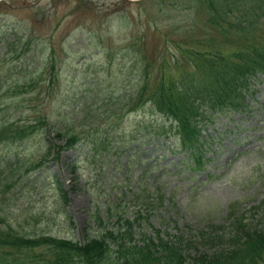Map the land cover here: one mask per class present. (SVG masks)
Masks as SVG:
<instances>
[{
  "label": "rangeland",
  "instance_id": "obj_1",
  "mask_svg": "<svg viewBox=\"0 0 264 264\" xmlns=\"http://www.w3.org/2000/svg\"><path fill=\"white\" fill-rule=\"evenodd\" d=\"M155 1L160 0H0L1 119L30 123L42 109L55 120L63 118L64 126L80 125L85 94L92 114L108 110L106 98L119 101L130 90L125 79L137 74L121 68L122 54L133 52L128 47L132 36H143V27L150 25L146 44L139 42V51L153 52L154 59H160L165 49L177 52L171 43L155 39L154 26L166 28L180 22L189 10L173 11L170 4ZM11 32L17 34L7 48L6 36ZM28 33L32 43L26 40ZM109 46L114 54L111 61L106 52ZM255 80L246 108L224 110L206 121L201 169L191 168L190 154L180 150L174 135L158 129L165 120L147 108L127 114L122 127L112 130L108 122L97 131L90 128L91 123L82 126L77 132L84 138L78 145L63 151L58 159L49 156L40 169L16 170L18 158L37 160L45 154L40 136L13 142L0 163L3 167L11 163L15 169L12 192L7 194L12 195L14 227L79 242L106 228L130 229L138 243L154 234L156 227L165 237L185 234L183 253L188 255L187 262L197 263L198 250L204 249L194 242L199 239L197 230L209 232L211 224L219 226L213 234H229L231 210L250 217L254 205L264 199V74ZM89 84L98 95V107L90 105ZM19 89L29 92L11 99ZM90 131L96 136L93 141L87 136ZM5 146L0 144V155ZM63 191L70 197L68 204ZM161 192L165 200L157 205L155 197ZM126 218L130 224L124 223ZM255 218L257 224H264V218ZM190 237L194 241L186 239Z\"/></svg>",
  "mask_w": 264,
  "mask_h": 264
},
{
  "label": "trees",
  "instance_id": "obj_2",
  "mask_svg": "<svg viewBox=\"0 0 264 264\" xmlns=\"http://www.w3.org/2000/svg\"><path fill=\"white\" fill-rule=\"evenodd\" d=\"M168 1L155 2L160 5L166 2L177 12L189 10V15L179 20L182 23L177 20L166 28L155 23L153 33L158 42L171 43L177 52L172 54L165 49L160 59H154L153 52L139 51V42L146 44L151 28L150 25L143 27L144 35L138 38L132 36L128 45L133 52L126 51L121 56L125 63L121 59L122 70L131 69L137 74H130L125 79L126 82L129 80L127 85L130 90L123 92L119 101H114L113 96L106 98L105 105L110 107L105 111L106 115L100 111L92 114L85 94L81 126L76 123L64 126L63 118L55 120L42 109L30 123L23 119L2 120L0 117V144L6 145L1 148L0 159L12 150L13 142L40 136L45 154L37 160L18 158L16 170L42 168L49 156L58 159L64 150L78 145L84 138L77 132L79 128L91 123L90 128L97 131L105 122H108L110 130L119 128L127 114L147 108L153 115L165 120L166 123L158 125V129L167 136L174 135L180 150L190 154L194 163L191 168L201 169L206 155V121L214 120L215 115L224 110L246 108V100L254 91V79L264 73V0ZM10 34L6 36L7 48L17 33ZM26 40L33 42L30 33ZM106 52L107 59L111 61L114 54L110 46ZM89 67L87 64V70ZM89 87L87 92L92 93L91 84ZM28 92L19 89L10 97L15 99L16 95ZM97 96V93H92L91 106L98 107L100 101ZM87 136L92 141L96 137L91 131ZM63 139L66 141L59 142ZM95 143L98 145L97 141ZM18 156L19 153H16ZM14 170L11 163L5 167L0 163V264H190L181 244L186 235L165 237L162 230L156 227L155 235H148L139 243L130 229L116 231L106 228L103 232L87 235L83 242L51 233L18 230L10 219L14 209L9 201L12 195H7L10 190L12 192ZM7 179L13 181L8 182ZM60 189L63 190L61 185ZM67 194L63 191L65 204L70 200ZM164 198L163 192L158 194L155 197L157 205H163ZM254 208L256 210L250 217L238 214L234 208L231 210L233 228L229 234L222 230L220 234L217 231L213 234L214 228L219 226L210 224L209 232L197 230L199 239L186 238L204 248L198 250L199 259L194 263L264 264V224H257L255 218V215L264 218V199ZM130 220L126 218L124 223L130 224ZM173 221L179 228V221L175 218ZM191 230L189 227L188 231Z\"/></svg>",
  "mask_w": 264,
  "mask_h": 264
}]
</instances>
